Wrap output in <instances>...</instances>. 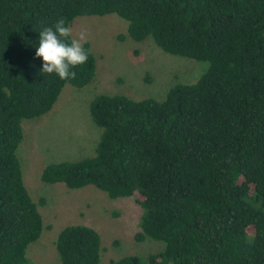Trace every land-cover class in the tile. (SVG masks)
Returning <instances> with one entry per match:
<instances>
[{"label": "trees", "instance_id": "16d2710c", "mask_svg": "<svg viewBox=\"0 0 264 264\" xmlns=\"http://www.w3.org/2000/svg\"><path fill=\"white\" fill-rule=\"evenodd\" d=\"M115 15L134 42L207 64L191 84L161 99L101 94L89 104L101 130L94 155L48 164L45 184L91 186L133 198L143 217L137 241L164 243L142 260L110 264H264V0H0V264H31L43 230L16 156L22 121L48 113L66 84L95 77L89 46L76 78L42 72V26ZM60 264H100L101 238L69 225L54 241Z\"/></svg>", "mask_w": 264, "mask_h": 264}, {"label": "rangeland", "instance_id": "374dc122", "mask_svg": "<svg viewBox=\"0 0 264 264\" xmlns=\"http://www.w3.org/2000/svg\"><path fill=\"white\" fill-rule=\"evenodd\" d=\"M69 27L88 32L95 77L83 89L66 84L48 113L22 121L23 138L16 150L22 180L33 201L44 199L38 207L43 230L26 256L31 264H60L56 236L66 226L84 225L101 238L100 264L127 255L144 260L161 252L164 243L136 240L143 211L133 198L111 199L91 186L68 190L63 184L43 183L40 175L48 164L94 155L101 130L92 122L89 104L96 96L161 100L172 86L196 82L207 64L167 54L151 40L134 42L126 36L127 23L115 15L77 17Z\"/></svg>", "mask_w": 264, "mask_h": 264}, {"label": "clouds", "instance_id": "9594fccd", "mask_svg": "<svg viewBox=\"0 0 264 264\" xmlns=\"http://www.w3.org/2000/svg\"><path fill=\"white\" fill-rule=\"evenodd\" d=\"M86 30L76 31L68 26L66 18L60 17L52 26H42L39 32V46L35 55L43 61L42 72L55 74L60 80L76 78L73 69L85 64L88 53L84 48L87 42Z\"/></svg>", "mask_w": 264, "mask_h": 264}]
</instances>
